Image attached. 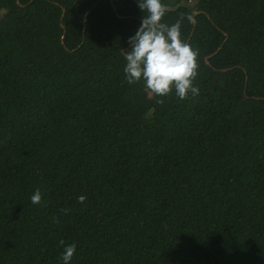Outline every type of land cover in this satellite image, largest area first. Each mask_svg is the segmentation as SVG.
Instances as JSON below:
<instances>
[{"label": "trees", "instance_id": "obj_1", "mask_svg": "<svg viewBox=\"0 0 264 264\" xmlns=\"http://www.w3.org/2000/svg\"><path fill=\"white\" fill-rule=\"evenodd\" d=\"M112 1L0 0V264H264V0H161L183 101L127 83L144 13Z\"/></svg>", "mask_w": 264, "mask_h": 264}, {"label": "clouds", "instance_id": "obj_2", "mask_svg": "<svg viewBox=\"0 0 264 264\" xmlns=\"http://www.w3.org/2000/svg\"><path fill=\"white\" fill-rule=\"evenodd\" d=\"M139 9L144 13L142 23L135 34L128 39L131 49L122 51L126 61L124 67L125 79L128 84L143 81L146 89L157 97H165L173 92L181 101L189 95H198L199 88L195 86L198 74L197 58L199 51L194 49L182 38V23L184 16L173 24L164 23L166 6L161 0H137ZM189 22L192 17L188 16ZM157 103H164L158 99ZM83 202L84 197L78 198ZM31 203H42V194L39 188L31 195ZM67 212V209H61ZM58 222L57 217H53ZM63 247L60 259L62 264H70L75 252L76 244Z\"/></svg>", "mask_w": 264, "mask_h": 264}, {"label": "water", "instance_id": "obj_3", "mask_svg": "<svg viewBox=\"0 0 264 264\" xmlns=\"http://www.w3.org/2000/svg\"><path fill=\"white\" fill-rule=\"evenodd\" d=\"M79 1V0H78ZM101 1V0H100ZM111 2H112V5H113V7H114V10L116 11V7H115V5H114V3H113V1L111 0ZM99 5V2L94 6V8L86 15V18H85V23H86V21H87V18H88V16L90 15V13L97 7ZM134 7L136 8V5L134 4ZM66 13H67V10L65 9V8H63V16H62V20L64 19V17H65V15H66ZM116 13H117V11H116ZM203 12H197V13H195L194 14V27H196V17L198 16V15H200V14H202ZM117 16L119 17V18H124V17H122L121 15H119L118 13H117ZM84 31H86V28H85V30ZM194 35V31L192 32V34H191V36H193ZM225 36H226V41L229 39V35L227 34V33H225ZM190 40L191 39H189V41L187 42V43H190ZM64 41H65V36H63V43H64ZM225 44H223L214 54H212L211 56H208L207 57V59H206V61H207V64H209L210 65V58H213L214 56H216L222 49H223V46H224ZM127 49H124V50H122V51H126ZM231 70H234V68H230V69H224V70H222V72H224V73H227V72H229V71H231ZM217 80L218 79H216L215 80V82H217ZM248 81H249V78L247 77V83H246V87H245V93L247 92V88H248ZM257 99V98H256ZM259 99V98H258Z\"/></svg>", "mask_w": 264, "mask_h": 264}, {"label": "rangeland", "instance_id": "obj_4", "mask_svg": "<svg viewBox=\"0 0 264 264\" xmlns=\"http://www.w3.org/2000/svg\"><path fill=\"white\" fill-rule=\"evenodd\" d=\"M171 2L177 3L180 2L182 4H194V2H197L198 0H191L189 2V0H170ZM5 11H0V16L2 17L4 15Z\"/></svg>", "mask_w": 264, "mask_h": 264}]
</instances>
